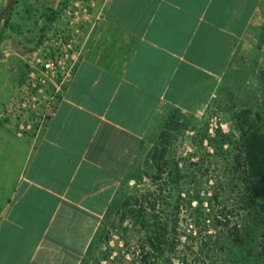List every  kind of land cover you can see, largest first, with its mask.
Returning a JSON list of instances; mask_svg holds the SVG:
<instances>
[{
  "label": "crops",
  "instance_id": "0c3cea01",
  "mask_svg": "<svg viewBox=\"0 0 264 264\" xmlns=\"http://www.w3.org/2000/svg\"><path fill=\"white\" fill-rule=\"evenodd\" d=\"M261 2L106 1L36 135L0 124V264L80 263L155 114L208 101Z\"/></svg>",
  "mask_w": 264,
  "mask_h": 264
},
{
  "label": "rangeland",
  "instance_id": "374dc122",
  "mask_svg": "<svg viewBox=\"0 0 264 264\" xmlns=\"http://www.w3.org/2000/svg\"><path fill=\"white\" fill-rule=\"evenodd\" d=\"M7 1L0 0V11ZM106 1L15 0L0 22V124L10 122L16 132L36 135L48 116V105H53L60 91L50 83L31 99L25 85L34 54L58 51V46L72 38L74 49L80 50L78 61L80 43L98 24ZM171 108L163 107L152 119L135 168L122 178L79 264H142L140 252L148 250L146 238L157 228L165 229L163 240L177 234L180 243L171 254L163 243L164 253L157 261L151 257L153 264H168L169 260L181 264L183 253L190 264H264V257H256V218L240 208L231 174L234 150L226 144L217 156L212 145L218 143V130L239 138L236 115L241 111H250L252 117L259 113L264 119V0L208 101L192 112H183V125L172 132L165 173L158 180L150 150ZM263 122L259 120L258 125ZM198 200L203 202L200 212L188 203L194 207L200 204ZM177 203L181 206L176 213ZM225 223L237 225L244 245L234 243Z\"/></svg>",
  "mask_w": 264,
  "mask_h": 264
},
{
  "label": "trees",
  "instance_id": "16d2710c",
  "mask_svg": "<svg viewBox=\"0 0 264 264\" xmlns=\"http://www.w3.org/2000/svg\"><path fill=\"white\" fill-rule=\"evenodd\" d=\"M6 19V16L3 17ZM0 39H2V28L0 26ZM184 114L176 107H172L168 112L165 124L158 133L156 142L150 150V159L155 169L156 179H161L165 173L166 161L169 145L171 142L172 132L178 130L182 126V118ZM259 120H264L262 115L257 113L255 116L250 115V111L243 110L240 115H236V125L240 132L238 139H234L233 136L224 134L218 130L216 133L215 141L217 144H212L217 156L224 152V145L228 144L234 150L232 158V176L238 187V200L240 202V208L249 213V216H254L256 219V233H257V252L256 257H264V122L258 125ZM262 124V125H261ZM179 174V173H177ZM217 198V197H216ZM211 201V198H210ZM215 201H217L215 199ZM200 204L197 206L189 207L193 210L200 212L202 200H198ZM180 204H176V213L180 210ZM195 224V221L192 222ZM227 226L228 233L230 234L234 243L244 245V238L238 233L239 229L237 225ZM196 225V224H195ZM198 226V225H196ZM161 229V228H160ZM157 228L156 232H153L147 236V248L148 250H142L140 262L142 264H153L151 257H159L164 251L161 250L163 243L167 244L169 253L176 251L178 244V235L174 234L170 240L162 239L164 237L165 229L160 230ZM175 230V227L173 228ZM147 243V242H146ZM183 247H187L185 244ZM143 249V248H142ZM199 249H202L200 246ZM197 253V251H196ZM186 253H183L181 264H190L186 260ZM168 264H174L171 260Z\"/></svg>",
  "mask_w": 264,
  "mask_h": 264
},
{
  "label": "built area",
  "instance_id": "2783aa9c",
  "mask_svg": "<svg viewBox=\"0 0 264 264\" xmlns=\"http://www.w3.org/2000/svg\"><path fill=\"white\" fill-rule=\"evenodd\" d=\"M58 47V51L53 48L52 51L47 50L44 54L40 52V55L39 50H37L33 56V59H35L33 62L34 64L31 63L29 66V79L25 85V88L29 90L31 94L32 100H35L39 94L43 93L50 83H53L52 85L55 91L61 92L63 89L61 86L62 83L64 84L65 81L66 84L72 74L80 50L76 51L74 49L72 38H69ZM74 54H76V56H74ZM57 81H59L58 84L56 83ZM51 102L50 100L49 103ZM48 107L50 108L51 104L50 106L48 105Z\"/></svg>",
  "mask_w": 264,
  "mask_h": 264
},
{
  "label": "water",
  "instance_id": "95a60500",
  "mask_svg": "<svg viewBox=\"0 0 264 264\" xmlns=\"http://www.w3.org/2000/svg\"><path fill=\"white\" fill-rule=\"evenodd\" d=\"M15 0H8L7 3L5 4V6L3 7V9L0 11V22L3 19V17L9 13V11L11 10V7L13 6ZM0 43H1V39H0Z\"/></svg>",
  "mask_w": 264,
  "mask_h": 264
}]
</instances>
